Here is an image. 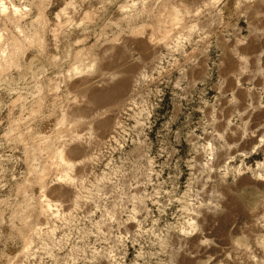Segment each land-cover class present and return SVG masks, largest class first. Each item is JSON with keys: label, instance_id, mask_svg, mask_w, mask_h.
<instances>
[{"label": "rangeland", "instance_id": "obj_1", "mask_svg": "<svg viewBox=\"0 0 264 264\" xmlns=\"http://www.w3.org/2000/svg\"><path fill=\"white\" fill-rule=\"evenodd\" d=\"M0 264H264V0H0Z\"/></svg>", "mask_w": 264, "mask_h": 264}]
</instances>
